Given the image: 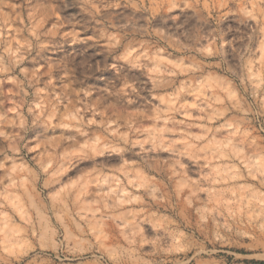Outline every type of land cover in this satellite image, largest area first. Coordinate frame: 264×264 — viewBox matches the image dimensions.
Returning a JSON list of instances; mask_svg holds the SVG:
<instances>
[{
    "label": "clouds",
    "instance_id": "clouds-1",
    "mask_svg": "<svg viewBox=\"0 0 264 264\" xmlns=\"http://www.w3.org/2000/svg\"><path fill=\"white\" fill-rule=\"evenodd\" d=\"M0 264H264V0H0Z\"/></svg>",
    "mask_w": 264,
    "mask_h": 264
}]
</instances>
